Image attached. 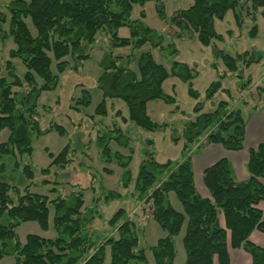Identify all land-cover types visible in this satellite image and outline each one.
Returning <instances> with one entry per match:
<instances>
[{"label":"trees","instance_id":"16d2710c","mask_svg":"<svg viewBox=\"0 0 264 264\" xmlns=\"http://www.w3.org/2000/svg\"><path fill=\"white\" fill-rule=\"evenodd\" d=\"M149 1L155 2L159 16L167 23L166 33L145 22L144 9L139 17H132L134 6L144 7ZM166 1L11 0L5 5V11L0 10V40L11 38L15 44L9 50V58L0 63V261L5 256H14V264H104L108 247L111 264H150L148 249L155 264H175L174 238L186 224L185 264H231L229 248H242L251 255L252 264H264V247L250 240L253 231L264 233V210L258 206L264 200V141L249 149L246 180L236 178L227 158L204 170L203 180L210 197L198 192L192 166L193 153L210 144H220L227 150H243L249 118L264 111V76L255 86L258 97L250 106L244 97L240 103H234L231 89H225L222 82L233 78L239 95L250 94L254 79L247 70L252 64L260 63L264 53L258 49L228 52L219 46L225 36L215 27L216 20L224 19L233 11L238 27H242L246 16L252 21L249 36L256 38V15L264 17V0H193L169 18L165 12ZM122 27L129 29L128 36L119 34ZM101 34L106 35L107 41L98 61L101 73L97 87L102 92V100L95 109L96 115H108L107 100H122L128 113L124 118L119 109L115 115L123 121L149 131L168 127V123L152 119L148 103L157 99L176 103L175 97L163 86L169 77L187 82L189 96L196 100L194 117L184 122L181 131L172 127V142H183L180 158L157 160L152 148L154 141L147 139L134 179L130 169L134 151L126 133L130 127L123 129L115 120L111 125L94 122L98 158L100 163H105L103 172L112 173L106 165L115 159L123 171L121 186L126 194L132 197L140 212L148 214L149 220H155L166 233L148 247L140 244L145 223L140 221L138 211L129 213L126 207H120L109 219L111 231L107 236H94L90 225L97 215L95 207L101 201L121 199L124 195L101 185L102 193L87 205L85 191L96 192L95 173L84 161L78 164L86 167L92 176L88 187L70 184V192L64 194L59 191L60 182L48 178L54 168L68 169L75 164L71 143L57 154L48 153L50 163L39 170L45 175L41 180H36L38 168L25 161L33 154L34 135L53 130L60 135L66 133L54 121L48 128H42L38 103L42 92L56 89L60 74L65 71H80L91 58ZM194 36L203 46L211 47L212 67L218 70L220 62L224 66L219 78L206 89L203 99L192 83L198 75L195 67L181 61L167 67L157 62L152 52L160 49L175 55L178 51L174 38ZM147 44L150 49L143 50ZM121 47L130 50L119 54L116 49ZM14 58H19L26 68L22 75L15 70ZM135 62L137 70L132 68ZM53 63L56 70L52 69ZM220 93L230 99L215 102ZM75 102L71 108L82 111L91 103L90 93L85 91ZM207 102L213 104V109L204 111ZM43 107L47 112L52 110ZM112 142L118 147H112ZM123 148L129 151L125 153ZM40 185H53L49 190L55 197L32 191L33 186ZM171 193L177 196L182 210L172 204ZM51 209L55 235L44 237L32 233L22 243L17 228L25 222H36L47 231Z\"/></svg>","mask_w":264,"mask_h":264},{"label":"rangeland","instance_id":"374dc122","mask_svg":"<svg viewBox=\"0 0 264 264\" xmlns=\"http://www.w3.org/2000/svg\"><path fill=\"white\" fill-rule=\"evenodd\" d=\"M10 1L11 0H0V10L5 11V5ZM189 1L191 2V0ZM189 1H166L165 12L167 17L169 18L177 9L186 8ZM142 9H144L146 13L145 22L153 28L156 27L158 30L166 33L165 31L169 27L159 16L155 7V2L149 1L144 7L136 5L132 12V17H137ZM26 21L32 32L35 34L36 30L30 18H27ZM255 23L258 25L259 37L250 38L249 29L252 26V21L246 16L242 27H238L233 11H229L224 19L216 20L215 22L217 32L225 36V41L218 43L219 46L231 53L252 49H258L264 53V17L258 13L256 15ZM4 27L8 28V24H5ZM231 31V35H228ZM119 34L121 36H128L129 29L127 27H122ZM106 41V35L101 34L92 50L91 58L84 62V66L80 71H65L60 74L59 85L56 89L42 92L38 102L40 106L39 120L42 128H48L50 122L54 121L62 125L66 129V133L60 135L57 131L53 130L40 136L34 135L32 139L33 154L31 157L25 158V161L30 162L38 168L36 180H41L45 178V175L41 174L39 170L48 167L50 163L48 153L52 152L57 154L68 142L71 143V147L75 150L73 155V158L76 160L75 164L68 169L54 168V171L48 175V178L53 182H60L58 185L59 191L64 194L70 192V184H78L83 187H88L91 185L90 182L92 176L88 170H85L86 167L78 164L84 161L86 165L92 167L90 171L95 173L96 192H93L92 190L85 191V201L87 205H91L94 196H99L102 193L101 185L106 189L119 190L124 195L121 199L109 202L101 201L95 207L97 215L90 225V229L94 236L96 238H104L107 236L111 231L109 219L120 207H126L129 213L138 211L140 221L145 223L144 231L141 234L140 244L148 247L156 244L157 240L160 237L165 236L166 233L155 220H149L148 214H145L143 211L140 212L132 197L126 194V191L121 186L123 171L115 159H112L106 165L112 169V173L107 174L103 172L102 168L105 166V163H100L98 158V148L95 144L97 130L93 128L94 122L111 125L115 120L123 129L130 127L126 133L130 137V146H132L134 151L130 163L132 179H134L138 173L139 164L143 158V150L147 147V139H152L154 141L152 148L156 153L157 160L159 159L163 162L166 161L165 157L178 158L180 156V146L171 142L172 127L181 131L184 122L194 117L193 107L196 100L189 96V85L187 82H184L177 77H169L164 82L163 86L167 93L175 97L176 103L171 104L160 99L148 103V113L152 119L159 123L166 122L168 123V127L157 131H149L135 125L134 123L123 121L121 117L115 115L116 111L119 109L124 118L128 113L127 105L122 100H115L114 102L112 100H107L108 115L106 117L96 115L95 109L102 100V92L97 87V79L101 73L98 61L106 47ZM173 42L178 52L175 55H169L166 51L153 49L152 52L155 60L163 63L167 67H170L174 61L186 62L195 67L198 71V75L192 82L193 87L200 93L201 98L203 99L208 86L213 81L217 80L219 75L222 74L221 70L224 69L223 63L220 62L218 70L214 69L212 67L214 58L211 47L203 46L195 36L190 38H174ZM14 47L15 44L11 38L6 39L4 42L0 40V63L9 58V50ZM145 49H150V45H145L143 50ZM128 50L129 48L121 47L116 51L120 54L126 53ZM13 61L16 72L22 75L26 70L24 64L19 58H14ZM132 68L137 70L136 62L132 65ZM52 69L56 70L55 63H53ZM247 72L254 74V83L252 85V90H250V94L247 92L239 95L236 89V81L233 78L229 77L221 79H223V87L225 89H231L234 103H240L241 98L244 97L249 101L250 106L258 97L255 86L260 84L261 78L264 76V58L260 63L252 64ZM85 91L90 93V105L84 107L82 111L71 108V105H76L75 101L81 98ZM221 98L230 99L225 93H220L216 96L214 101L216 102ZM43 106L51 108L52 110L47 112L44 110ZM211 109H213V105L211 102H207L204 111H209ZM261 112L262 111L258 114L260 115ZM111 146L114 148L118 147L116 142H112ZM122 151L127 153L129 150L123 148ZM201 151L202 150L195 152V154ZM52 186L53 185L33 186L32 191L46 194L50 198H54L55 194L49 190V187ZM170 199L177 209L182 210V206L175 193H171ZM53 215L54 210L51 209L49 217L51 228L47 231L41 229L36 222H26L21 224L17 228L19 240L22 243H25L26 236L29 233L37 232L44 237L54 236L55 230L52 226ZM185 230L186 224H184L180 234L174 238L177 250L175 264H185L186 261V251L183 245ZM105 251L106 257L104 264H110V250L107 247ZM146 254L149 263L155 264L152 251L148 249ZM14 262V256H5L0 261V264H14ZM216 264L218 263L216 262Z\"/></svg>","mask_w":264,"mask_h":264},{"label":"crops","instance_id":"0c3cea01","mask_svg":"<svg viewBox=\"0 0 264 264\" xmlns=\"http://www.w3.org/2000/svg\"><path fill=\"white\" fill-rule=\"evenodd\" d=\"M192 2H193V0H191V2L189 1L188 6L191 5ZM134 8H135V6H134ZM139 16H140V12H139V15L137 17H139ZM137 17H133V18H137ZM156 29H158V28H156ZM231 33H232V31H231ZM257 37H259V34ZM124 48H128V47H124ZM116 50H118V49H116ZM129 50H128V52H129ZM128 52L120 53V54H127ZM251 74H252L253 79H254V74L253 73H251ZM258 113L253 114L249 118V121H248V124L246 127V135H245V142H244V149L243 150H238V151L227 150L220 144H210L207 147H205L201 152L196 153V154L193 153V155H192V166H193V171H194L195 185H196L198 192L202 196H204V197H210L211 196L209 189L206 187V185L204 183L203 172L207 167L214 164L215 162H217L221 158H227L231 162L232 167L234 169V173H235L236 178L238 180L243 181L249 177V173L246 169V164L249 160V149L250 148H256L262 141H264V111H262L260 115ZM4 137H5V135H4ZM4 137H2V139ZM86 141H87V139H86ZM176 145L180 146V151H181L182 146H183V142L181 141ZM180 156H181V152H180ZM180 156L178 158H180ZM165 158H166V160L167 159H172V160L178 159V158H171V157H168V158L165 157ZM165 158H164V160H165ZM159 161H161V160H159ZM170 198H171V194H170ZM258 206L260 209L264 210V200L261 201ZM221 222H222V224H224L223 217H221ZM49 224H50V221H49ZM35 228H38V227H35ZM50 228H51V225H50ZM29 234H32V233H29ZM34 234H39V233L37 232ZM250 240L252 242L256 243L257 245L264 247V233H262L258 230H255L250 235ZM229 255H230L231 264H252L251 255L246 250H244L242 248H238V249L229 248Z\"/></svg>","mask_w":264,"mask_h":264}]
</instances>
